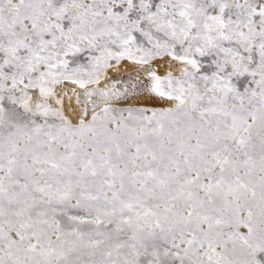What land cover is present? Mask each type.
<instances>
[{"label":"snow or ice","instance_id":"snow-or-ice-1","mask_svg":"<svg viewBox=\"0 0 264 264\" xmlns=\"http://www.w3.org/2000/svg\"><path fill=\"white\" fill-rule=\"evenodd\" d=\"M0 264H264V0H0Z\"/></svg>","mask_w":264,"mask_h":264}]
</instances>
